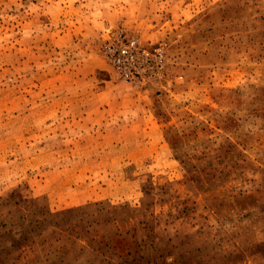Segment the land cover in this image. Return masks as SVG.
Returning a JSON list of instances; mask_svg holds the SVG:
<instances>
[{
  "label": "rangeland",
  "instance_id": "rangeland-1",
  "mask_svg": "<svg viewBox=\"0 0 264 264\" xmlns=\"http://www.w3.org/2000/svg\"><path fill=\"white\" fill-rule=\"evenodd\" d=\"M0 264H264V0H0Z\"/></svg>",
  "mask_w": 264,
  "mask_h": 264
},
{
  "label": "built area",
  "instance_id": "built-area-1",
  "mask_svg": "<svg viewBox=\"0 0 264 264\" xmlns=\"http://www.w3.org/2000/svg\"><path fill=\"white\" fill-rule=\"evenodd\" d=\"M101 52L126 83L136 86L172 83L168 50L162 42L144 41L136 34L118 29L103 40Z\"/></svg>",
  "mask_w": 264,
  "mask_h": 264
}]
</instances>
